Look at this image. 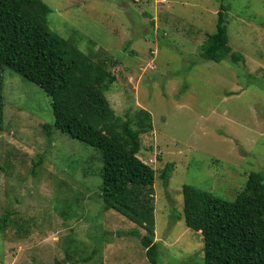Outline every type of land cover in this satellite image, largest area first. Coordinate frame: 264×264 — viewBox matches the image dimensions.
Wrapping results in <instances>:
<instances>
[{"label": "rangeland", "instance_id": "obj_1", "mask_svg": "<svg viewBox=\"0 0 264 264\" xmlns=\"http://www.w3.org/2000/svg\"><path fill=\"white\" fill-rule=\"evenodd\" d=\"M43 2L51 30L109 60L115 114L152 116L139 158L156 172L158 264H204L203 238L184 222L183 186L234 201L250 173L264 175V0ZM222 5L239 63L200 57ZM2 76L0 217L11 220L0 264H150L126 235L145 231L103 208L101 153L54 128L52 99L37 84L8 68Z\"/></svg>", "mask_w": 264, "mask_h": 264}, {"label": "trees", "instance_id": "obj_2", "mask_svg": "<svg viewBox=\"0 0 264 264\" xmlns=\"http://www.w3.org/2000/svg\"><path fill=\"white\" fill-rule=\"evenodd\" d=\"M226 12L222 5L216 32L201 46L200 57L205 61H244L229 44ZM50 13L43 0H0V130L5 110L2 71L8 68L51 97L56 130L101 153L104 210L120 213L145 231L141 235L133 229L126 235L140 239L149 263L158 264L156 172L139 158L141 138L153 128L152 116L143 109L123 118L115 114L107 98L117 81L109 60L91 59L51 30ZM174 167L168 163L162 171L164 184L169 183ZM182 194L185 225L204 241V264H264L262 173H250L234 201L187 185ZM10 220V213L0 217V232L9 227Z\"/></svg>", "mask_w": 264, "mask_h": 264}, {"label": "clouds", "instance_id": "obj_3", "mask_svg": "<svg viewBox=\"0 0 264 264\" xmlns=\"http://www.w3.org/2000/svg\"><path fill=\"white\" fill-rule=\"evenodd\" d=\"M145 164H147V163H145ZM148 165V164H147ZM151 167V166H150Z\"/></svg>", "mask_w": 264, "mask_h": 264}]
</instances>
